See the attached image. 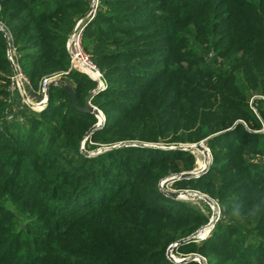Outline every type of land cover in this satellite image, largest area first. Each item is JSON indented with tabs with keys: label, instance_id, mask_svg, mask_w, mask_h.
<instances>
[{
	"label": "trees",
	"instance_id": "1",
	"mask_svg": "<svg viewBox=\"0 0 264 264\" xmlns=\"http://www.w3.org/2000/svg\"><path fill=\"white\" fill-rule=\"evenodd\" d=\"M100 7L82 42L108 82L92 99L106 124L86 149L206 141L211 170L176 185L212 197L234 193L209 237L175 251L200 253L206 264H264V161L251 158L264 159L254 112L264 120V0H100ZM89 8L85 0H0V23L32 88L67 72L80 107L97 82L71 70L66 46ZM7 55L0 31V264H175L168 247L207 220L158 185L179 173V163L194 169L190 152L128 146L86 157L80 140L97 124L95 114L77 110L58 85L39 115L19 97L9 102ZM251 89L262 96L253 108ZM14 108H23L21 121L8 119ZM178 130L185 133L176 137ZM225 173L228 180L220 178ZM150 210L184 225L150 234Z\"/></svg>",
	"mask_w": 264,
	"mask_h": 264
},
{
	"label": "rangeland",
	"instance_id": "2",
	"mask_svg": "<svg viewBox=\"0 0 264 264\" xmlns=\"http://www.w3.org/2000/svg\"><path fill=\"white\" fill-rule=\"evenodd\" d=\"M5 25V24H4ZM224 27H226V25H223ZM6 27V26H5ZM82 47H83V51H84V53L86 54V56H88V58L89 59H91V56L86 52V50H85V48H84V43L82 42ZM69 56V55H68ZM69 60H70V57H69ZM93 60V59H92ZM93 62H94V60H93ZM95 63V62H94ZM96 64V63H95ZM70 66H71V60H70ZM13 69V68H12ZM73 71V70H72ZM101 72V71H100ZM13 74H14V72L12 73V75H11V78L13 77ZM83 74V73H82ZM85 75V74H84ZM67 76H68V73L66 72V73H58V74H56V75H54V76H51L52 78H55L56 77V79H54V81H59V80H62L66 85H68L69 87L70 86H73V84L70 82V83H67L65 80H66V78H67ZM85 76H87V75H85ZM236 77V79H233V83L234 84H238V82H240L241 80H242V75H237V76H235ZM108 83V82H107ZM252 86H253V88H257V87H259L260 88V86H258V85H254V83L252 84ZM97 88V87H96ZM95 88V89H96ZM94 89V90H95ZM108 89V88H107ZM106 89V90H107ZM94 90H92V91H94ZM106 90H104V91H106ZM33 91L34 92H36L35 90H33V88H32V90H31V95L33 96L32 98H33V100H37L38 101V97L36 96V95H34V93H33ZM91 91V92H92ZM10 92H11V96H12V98H9L8 99V101L9 102H12L13 101V99L15 100V98H17L18 99V97L20 98V95L16 92V90H13L12 89V85L10 86ZM260 93L258 92H255L254 90H252L251 89V92H250V95H249V97H248V100H249V104H250V107H254V105H255V102H256V99H259V98H262V96L261 95H259ZM95 97V96H94ZM93 97V98H94ZM12 100V101H11ZM19 100V99H18ZM19 101H21V105H26L27 106V108L31 111V112H33L34 114H36V115H39L40 113H42V111H40V112H36L35 110H34V108L33 107H31L29 104H27L26 102H25V100H23V99H21V100H19ZM13 105H15V106H17L16 104V101H14L13 103H12ZM91 104L93 105V106H95L96 108H98L99 109V107L98 106H96L95 104H93L92 102H91ZM22 109L23 108H14V110H11V112H10V110H8V119L9 120H11V121H21L22 119H23V115L21 116L20 115V113L19 112H22ZM46 109V108H45ZM44 109V110H45ZM43 110V111H44ZM100 111H102L101 109H99ZM103 112V111H102ZM254 112H255V115L257 116V118L261 121V124H262V126H263V128H262V130H260V131H256V132H258V133H264V120H263V118L261 117V115H260V113H259V111H255L254 110ZM103 115H104V117H105V121L103 122V124H102V126L101 127H103L105 124H106V115H105V113L103 112ZM96 116V115H95ZM99 119H100V117L98 118L97 117V120L99 121ZM98 121H97V123H98ZM103 121V120H102ZM242 125H244L245 127H249V125H246V123H244V122H240ZM171 125V124H170ZM179 128V127H178ZM178 128H176V129H178ZM179 132L178 133H175V135H176V137H178V135H180V134H184L185 133V131L183 130V131H181V130H178ZM88 140V139H87ZM87 140H85V137L83 138V139H81L80 140V146H81V151H82V153L83 152H87L88 154H92L91 155V157L90 156H86L84 153V155L86 156V157H89V158H92V156H98V155H100V154H102V153H105V152H107L110 148H112V147H121V146H126V147H128V146H135V147H141V146H144V145H154V146H156V147H158V148H171V147H174V148H179V147H192V146H195L196 144H199V143H196V144H183V143H181V142H178V143H172V141L170 142H168V141H165V140H161V141H159V143H149V142H144V143H142V142H138V141H126V142H118V143H116V144H113V145H102V144H97L98 145V148L97 149H95V150H92V151H88L87 149H86V146H85V144H86V142H87ZM206 143V142H205ZM89 145L91 146V145H93V143L91 144V143H89ZM121 148H123V147H121ZM206 148H207V151L206 150H203V151H205L204 152V154L202 153V152H200V151H198L199 149H196V150H191V151H189L190 152V154L193 156V158H194V160H195V167H194V169L192 170L193 172H195L196 173V171H204L201 175H203V174H206V173H208L210 170H211V167H213V165H214V160H213V154H212V152H211V149L209 148V146H208V143H206ZM107 150V151H106ZM208 153V154H207ZM254 161H257V162H260V161H264V159H262L261 157H259V156H252L251 157ZM203 160H206L207 161V164H206V167L205 168H202V169H199L198 167H199V165H198V161H199V163L201 162V161H203ZM120 162H122V163H125V160L124 159H121V161ZM182 166H183V164L182 163H179L178 164V170L180 169V171H179V173H177L176 171H174V170H172L171 172H170V174L169 175H167V176H165V177H163L162 178V180L160 181V183H159V185H158V189H159V192L162 194H164L165 195V193H164V190H167V191H169V192H174V193H177V194H186V193H190V194H193V195H195V196H206V197H208L209 199H211V201L213 202V205H211V204H209L205 199H203V198H201V199H197V200H187V199H183V198H180V200H176V201H182V202H185V204H187L190 208H191V210H192V212H194V214H192V216H198V215H200V218L201 217H205V219L207 220L205 223H203L199 228H198V230L199 231H203L204 233L206 232V231H209V235L208 236H205V238H207V237H209L212 233H213V231L215 230V225H216V223L219 221V220H222V219H225L226 218V216H225V214H224V212H223V202L225 201V202H228L229 200H232V199H229V197H231V194L232 193H234L233 192V190H229V191H227L226 192V195L225 196H223V197H220V196H218V195H216V196H214V197H212L211 195H208V194H206V193H203L202 191H200V190H194L195 188H193L192 186H177L176 185V182H178L179 180H181L180 178H177V176L180 174V173H184V172H190V171H184L183 169H182ZM191 171V172H192ZM230 174L231 173H225L224 175H221L220 176V178H222V179H226V180H228L230 177ZM200 175V176H201ZM198 178V177H197ZM113 182H114V184L113 185H111V190H115L116 188H117V185H118V182H116V180H114V178L112 177V179H111ZM217 186H219V185H217ZM125 187V186H124ZM130 187V186H129ZM240 191L241 190H239L238 192H235L236 194H238V193H240ZM165 196H167V195H165ZM167 197H169V196H167ZM171 198V197H170ZM173 199V198H172ZM229 203V202H228ZM153 211L152 210H150V212H148V215H147V221H148V223H146L147 225H149L148 227H147V230H149L150 231V234H152V233H154L155 232V230H157V229H161V228H163L164 226H169V225H173V226H178V227H181V226H183L184 225V223H181V222H172V221H169V219H167L166 217H164L163 216V214H157V213H152ZM214 219V224H211V222H212V220ZM207 228H209L208 230H207ZM211 231V232H210ZM198 232V231H197ZM201 235H203V233L201 234ZM200 235V236H201ZM198 237V238H196V239H194V240H192V241H194L195 243L197 242L198 243V241L199 240H203L202 238L204 237V236H201V237ZM204 238V239H205ZM169 250V249H168ZM169 252V251H168ZM168 252H167V254H168ZM171 255L173 256V258L175 257V259H177V260H181L182 258H193V259H197V260H201L204 264H206L207 262H208V260L203 256V255H201L200 253H184V251L182 252L181 251V253H179V252H177V251H173L172 253H171ZM197 264H200V263H197Z\"/></svg>",
	"mask_w": 264,
	"mask_h": 264
},
{
	"label": "built area",
	"instance_id": "3",
	"mask_svg": "<svg viewBox=\"0 0 264 264\" xmlns=\"http://www.w3.org/2000/svg\"><path fill=\"white\" fill-rule=\"evenodd\" d=\"M88 5H89V11L87 14L81 18L75 25L68 41H67V53L70 57L71 60V70H75L79 73H83L87 76H91L94 81L97 82V92L99 91H104L108 88L107 81L105 80V77L102 75L100 72L99 68L97 65L93 62L92 59H89L88 56L83 51L82 47V38L83 34L85 32V29L87 27V24L94 20L95 17L97 16L98 12L100 11V0H85ZM0 31L4 33L6 37V41L8 44V60L12 64L13 68V77H12V89L16 90V92L20 95V100L23 99L27 104H29L31 107L34 108L36 112L43 111L48 103H49V86L51 85L52 82L54 81L55 78H45L38 90H35L36 92L33 91L34 95L38 97L37 100H33V96L31 95V90H32V84L30 80L26 77L24 74L22 68H20V65L18 64V61H16V49L13 47L12 44V37L5 25L0 23ZM34 90V89H33ZM96 92V93H97ZM103 121L99 122L103 124L105 121V117L103 115L102 117ZM174 148V147H171ZM211 232V231H210ZM210 233L209 231H206L203 235L204 236L202 239L205 238V236H208ZM200 236V237H201ZM199 237V236H198ZM169 252L167 254L168 258L171 260H176L175 257L171 255V253L178 249L177 243L170 245L169 247ZM184 259V258H182Z\"/></svg>",
	"mask_w": 264,
	"mask_h": 264
},
{
	"label": "water",
	"instance_id": "4",
	"mask_svg": "<svg viewBox=\"0 0 264 264\" xmlns=\"http://www.w3.org/2000/svg\"><path fill=\"white\" fill-rule=\"evenodd\" d=\"M56 85H58V86H60L61 88H63L68 94H70L71 96H72V99H73V104H74V106L76 107V109L77 110H79V111H82V112H86V113H93V114H95L96 115V117H103V112L102 111H100L98 108H96L95 106H93L92 104H91V102H92V99H93V97L96 95V92H97V89H95L94 91H92L91 93H90V95L87 97V99H86V104H85V106L84 107H80L78 104H77V97H76V94H74V92L71 90V88L68 86V85H66L62 80H59V81H56V82H52L51 83V85L49 86V88L51 87V86H56ZM101 126H102V123H100L99 121H98V123L97 124H95V125H93L91 128V130L86 134V136H85V140H87V139H89L91 136H92V134L96 131V130H99L100 128H101ZM206 141H202V142H200L199 144H196L195 146H192V147H179V148H162V149H168V150H184V151H187V152H189V151H191V150H196V149H199V150H206L207 151V148H206V143H205ZM121 147H126V146H121ZM120 146L119 147H112V148H110L109 150H111V149H115V148H121ZM141 147H150V148H156V149H161V148H158V147H156V146H154V145H144V146H141ZM108 150V151H109ZM107 151V150H106ZM86 156H90L91 157V155L92 154H88L87 152H83ZM204 171H196V173L195 172H184V173H180L178 176H177V178H180V179H188V180H190V179H197V177H199L202 173H203ZM164 193H165V195H167V196H169V197H171V198H173L174 200H180V197H181V195L180 194H177V193H174V192H169V191H167V190H164ZM198 196V195H197ZM196 196V197H197ZM200 197V196H199ZM204 197V199L209 203V204H213V202L211 201V199H209L208 197H206V196H203ZM211 224H214V219L212 220V222H211ZM204 234V232L201 230V231H199L198 230V232H196L195 234H193L192 236H190V237H188V238H185V239H181V241H179L178 243H177V246L178 245H181L182 243H184V242H186V241H189V240H191V239H196V238H198V236H200L201 234ZM171 261L172 262H174L175 264H182V263H187V262H197V263H200V264H204L200 259L199 260H197V259H193V258H185V259H181V260H179V261H176V260H173V259H171Z\"/></svg>",
	"mask_w": 264,
	"mask_h": 264
},
{
	"label": "bare ground",
	"instance_id": "5",
	"mask_svg": "<svg viewBox=\"0 0 264 264\" xmlns=\"http://www.w3.org/2000/svg\"><path fill=\"white\" fill-rule=\"evenodd\" d=\"M100 121H102V117L100 116ZM198 151H200V152H202L203 154H204V152L205 151H203V150H198ZM208 154V153H207ZM206 164H207V161L206 160H203V161H201L200 163H199V161H198V165H199V169H202V168H205L206 167ZM181 195V197L180 198H183V199H187V200H197V199H201V198H203L204 199V197H202V196H195V195H193V194H188V193H186V194H180ZM211 205H213V204H211ZM209 228H207V230H208ZM210 230V229H209Z\"/></svg>",
	"mask_w": 264,
	"mask_h": 264
}]
</instances>
